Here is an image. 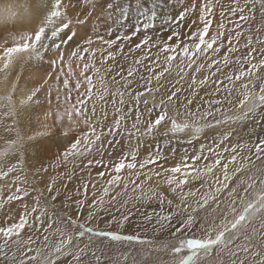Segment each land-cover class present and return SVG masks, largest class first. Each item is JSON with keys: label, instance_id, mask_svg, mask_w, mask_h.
I'll return each instance as SVG.
<instances>
[{"label": "snow or ice", "instance_id": "6c2138e0", "mask_svg": "<svg viewBox=\"0 0 264 264\" xmlns=\"http://www.w3.org/2000/svg\"><path fill=\"white\" fill-rule=\"evenodd\" d=\"M48 2L39 0L41 5ZM85 2L92 6L93 12L99 7L102 13L92 21L91 34L80 37L76 32L66 31L69 21L63 0H54L45 25L18 38L11 37V46L8 42L0 43V72L7 73L14 62L46 63L50 69L47 77L57 82L58 101H61L59 82L63 77L62 88L67 94L62 99L63 111L57 112L56 120L63 125L67 145L57 160L79 159L81 175L87 172L90 177L74 196L67 197L69 202L63 204L64 211L55 219L47 208L48 197L54 207V202L63 195L55 181L46 185L47 196L39 191L32 199H29L30 194L36 189L27 187V180L23 182L25 186L16 185L14 191L9 186L6 199L0 197V209H3L0 212V264H60L66 257H71L68 264H126L129 253L107 257L104 248L98 249L97 244L103 245L107 240L108 246L155 245L158 235L165 232L169 240L175 241L157 246V251L170 253L167 264H201V254L216 250L224 257L219 264H264V167L255 168L252 159L254 156L255 160L264 161V136L258 135L255 142L247 144H231L221 151V145L231 136L230 132H225L218 142L214 139L207 148L200 144L196 155L184 156L183 162L175 166H165L168 163L165 152L172 144L169 136L190 137L186 142L191 144L213 124L245 121L264 108V75L261 74L264 72V38L241 31L243 22H251V17L245 13L252 12L257 5L264 18V0H244L243 4L233 0L227 11L219 12V22H216L217 8L224 7L219 0ZM92 15L90 13L88 22ZM226 16L232 18V27L224 23ZM158 20L161 21L159 32ZM101 27L105 29L104 34L99 31ZM245 36L241 50L240 41ZM94 43L99 47H93ZM73 44L75 47L67 55L68 46ZM126 47L129 54L140 52L142 55L133 60L135 67L130 65L125 74L122 67L117 70L115 64L107 62L125 55ZM66 55L69 69L73 59L78 66L82 65L78 76L71 71L64 72ZM141 67L147 76L141 75L137 80L136 73ZM229 67H234L235 71L225 73L223 70ZM173 71L178 77L177 85L186 76L191 77L190 95L181 97L183 88L176 86L174 90L161 91V79ZM197 74L202 78L197 79ZM69 77L75 78L74 88ZM50 79H45L44 83H50ZM210 82L214 91L200 96L198 89L204 90ZM73 91L77 93L74 103ZM31 98V94L27 95L18 103L24 104ZM89 102L91 113L86 110ZM109 104L114 116L105 128ZM0 105L7 107L0 115L13 114L10 95L0 97ZM98 105L102 115H97ZM261 119L264 120V115ZM81 123L88 128L87 132L80 131ZM77 132L80 134L76 135ZM158 136L165 138L163 147L159 142L154 149L149 145L147 154L138 159L143 140H156ZM133 138L137 141L135 146L131 144ZM24 140L17 130L15 139L9 143L22 149ZM117 146L121 154L109 163L105 155L111 159ZM245 149L248 155L241 156L238 150ZM172 152L175 153V148ZM226 153L230 155L225 157ZM212 157L214 159H210ZM201 159L206 163L197 167ZM221 166L222 176H215L206 188L201 184L204 189L201 194L198 195V189L184 191L190 180L214 175L213 170ZM16 168L14 165L7 172L0 171V177H7ZM93 168L99 169L94 176ZM123 170H129L128 177H122ZM44 171L46 174L47 169ZM153 177L157 180L155 186H151ZM118 188L120 191H116ZM90 189L93 190L91 195ZM225 194L228 203L220 211V222L203 223L200 213H207L212 205L220 209L221 197ZM131 201L158 204V210L142 214L145 226H152V239L139 232H126L133 217V212L127 208ZM257 222L259 229L254 227ZM197 224H201L202 234L199 237L188 235ZM41 235V246L33 247L38 242L34 236ZM96 238H100L99 241Z\"/></svg>", "mask_w": 264, "mask_h": 264}, {"label": "rangeland", "instance_id": "374dc122", "mask_svg": "<svg viewBox=\"0 0 264 264\" xmlns=\"http://www.w3.org/2000/svg\"><path fill=\"white\" fill-rule=\"evenodd\" d=\"M49 1H50V4L51 2L54 3V0H49ZM109 2H111V0H109ZM130 2L134 4L135 0H130ZM239 2L243 4L244 0H239ZM219 3L222 4L224 7L223 9H221L218 6L217 13H216V22L220 21L219 12L221 10L227 11L229 5L233 3V0H219ZM63 10H65V16L67 20L69 21V23L71 24L73 28L72 29L73 32H77L80 37L87 35L88 32L89 34H91L92 21H95L98 16L102 15V13L99 11V7H97L95 12H93L92 6L88 5L85 2V0H63ZM90 13H93V15H92V19L88 22V17ZM245 14L251 17V22H248V21L243 22L241 31L246 34L250 33L254 37L256 35H260L261 38H264V30L260 31L259 33L257 32L258 29H264V18H262L261 16L259 5H257L256 9L253 10L252 12L245 13ZM224 23L226 24L227 27L233 26L231 17L226 16L224 18ZM160 25H161V21L158 20L157 21V32H159ZM24 27H26V25L20 24V27L16 29L12 27V25H10V28H9L10 32L8 31L9 29L4 28V27H3L4 29L2 28L4 31L0 29V32L5 33L6 36H8L9 34L8 37H10L8 38L4 35L3 38L4 39L6 38V39L3 42H6L7 39L11 40V37L13 36L18 38L21 34L30 33L33 31L28 28L24 29ZM6 29L7 31L5 32ZM14 31H17L18 33L14 35L13 34ZM66 31H68V29H66ZM99 31L101 32V34H104L105 29L101 27ZM151 34L152 33L150 31L149 35ZM77 39L79 40V38ZM93 39H94V36H93ZM10 40H8L7 42H9ZM245 42H246V36L244 39L240 41L241 50H243V44ZM74 47H75L74 44L68 46L67 55L71 54V51ZM97 54H98L97 55V66L99 67L100 66L99 53ZM222 54L223 53H221V55ZM140 55H142V53L140 52L129 54L127 52V47H126L125 55L118 56L116 61H108L107 64L109 65L115 64L117 66V70H119L122 67L126 74L127 68L130 65L135 67V65L133 64V60ZM65 64H66L64 65L65 73H68L69 71H71L75 73V76L79 75L82 65L78 66L77 63L75 62V59L74 61L71 62V66L72 65L73 66L70 67V69H69L67 61ZM145 64H147V61L145 62ZM214 70L215 69H213V71ZM44 71L47 72V71H50V69L48 68L46 63L40 62L39 64L40 74L39 76H35L33 78L36 80L37 84L34 83L31 85V87L34 89L33 92L31 93L32 98L29 100V102H27L26 104H24V106H22V109L27 112H24V115L22 116L20 114L17 115V113L16 114L13 113L10 116L0 115V171L7 172L9 168L13 167L14 165L17 166L16 171L9 173L7 177H0V197H3L6 199V196L9 194V186H12L11 190L14 191L16 185H19L22 187L25 186L23 183L25 180L28 181L27 187L31 188L32 186H35V189H36V191L31 192L29 199L34 198L39 191H43L45 196H47L46 185L48 183L55 181L59 191L63 193V195H61L54 202V207H53V202L51 201L50 197H48L47 208H48L49 214L52 215L53 218L55 219L58 217L60 213L64 211L63 204L69 202L67 200V197L74 196L77 192V189H81L83 182L85 180L90 179V177L87 172H84V174L81 175L82 165L80 164L79 159L75 161L69 160L68 162H64L63 160H59V161L57 160V157L62 155L63 150L67 145V141L64 140L65 135L62 134L64 133L63 125L61 122L56 120V114L58 111L59 112L63 111L62 99H63V96L66 95L67 93L64 92L62 88V84H63V77H62L59 82L61 86V101H58L57 100V83L55 79L51 78L50 83H47L46 85V83H44L43 81L45 79H49V77L46 76L45 74L46 72ZM223 71H225V73L227 71H235V68L229 67L227 69H224ZM21 72H23V69ZM21 72L19 71L18 74H21ZM206 72H207V69L205 68V73ZM88 74L92 75L91 72H89ZM261 74L264 75V72H262ZM114 75H115V72H112L111 76H114ZM141 75L145 77L147 76V73L144 71L143 67H141L136 73L137 80H139V77ZM111 76H108L107 79L110 80ZM41 78H44V79H41ZM69 78L70 79L73 78L72 86L74 88L75 78L74 77H69ZM201 78H202V75L197 74V79H201ZM217 78H220V77L218 76ZM177 79L178 77L176 76L175 71L169 74H166L165 77H163L160 81V84L162 85L161 91L164 92V91L174 90V86H176V87L183 88V91L181 92V97H183L185 94L190 95L191 91L188 88V85L191 83V77L186 76L185 79L181 81L180 84L178 85L176 84ZM153 83L155 85V81ZM49 88H53L55 91L51 89V92H50ZM134 88H138V85H134ZM81 91H84V89L82 88ZM212 91H214V86L211 84V82L209 83V85L205 86L204 90L198 89L199 95L202 97L207 96V94ZM35 94H36V97H35ZM71 95H72V101L74 103L77 93L73 91ZM0 97H4V96L0 95ZM107 99L110 101L111 97H108ZM196 103H199V100H197ZM58 104L60 105L59 108L57 107ZM42 106H45L44 108H47L49 112L52 113V117L50 119L51 131L43 130L42 132H44L45 134L41 136V135H36L37 133H40V130H38V128H34L31 131V133L28 132V128L32 127V124L31 122H28L29 120L27 121V124H26L25 117L28 118V116L32 115L35 112L36 108H39V110L37 111H39L40 116L37 117V119L41 118L42 117V110H41ZM91 108H92V104L91 102H89L86 110L89 113H91ZM52 109L53 111H51ZM193 109H194V106H193ZM2 111H7V107L0 105V112ZM107 111H108V118H107L106 124L104 125L105 128L107 127V124H110L112 122V117L114 116V113L111 110L110 104H109ZM97 115H102V112L99 109V105L97 106ZM262 115H264V108L258 110L256 114L250 116L249 119L245 121H241L237 123H229V124H220V125L213 124L211 128L206 129L203 132V134L191 144L186 142L188 139H190V137H185L182 135H178L175 137L169 136L168 139L172 140V144L171 146L168 147V149L165 152V156L167 157V160H168V163L165 166L166 167L175 166L176 163L183 162L184 156L191 157L193 155H196L200 150V144H204L205 147L207 148L209 145L213 144L214 139L218 142L221 135L225 132H230L231 136L229 137V140L225 145H221V151L223 150L224 147H230L231 144H239V143L247 144L249 141L255 142L257 140L258 135L264 136V131L261 130L262 128H264V120L261 119ZM133 118H134V114H133ZM21 119L24 122L21 121ZM52 120H54V122H52ZM18 121L19 122L21 121L20 122L21 124L28 125L25 133L21 131L20 129L21 127L19 126ZM64 123L65 125H67L68 123L66 118L64 119ZM128 126L129 127L131 126V121L128 122ZM40 128L41 127H39V129ZM17 130H19L20 134L23 137H25L24 143L22 145V149H16L9 143L11 140L15 139ZM97 130H100L99 126ZM80 131L87 132L88 128L84 126L83 123H81ZM79 134L80 132L76 133V135H79ZM45 137H48L47 145L44 144L46 140ZM117 139H120V137H117ZM164 139L165 138L163 136H158L156 140L145 138L142 142L143 147H141L140 149V155L138 159H142L147 154V149L149 145H152L154 149V145L159 142L161 144V147H163ZM41 140L44 143L40 145L39 142H41ZM104 142L106 143V141ZM127 143H128L127 137H125V151H127ZM136 143L137 141L135 140V138H133L131 141L132 146H135ZM54 144L57 146H55ZM44 146H48L49 151L48 149H46V147L44 151L43 149ZM173 148H175L174 154L172 152ZM108 151L111 152L112 149H108ZM238 151H240L241 156L248 155V152L246 149L238 150ZM120 154L121 153L119 152V146H117L116 154L113 155L111 159H109V157L105 155V159L108 160L109 163H112L119 157ZM228 155H230V153H226L225 157H227ZM52 157H54V160L51 159ZM21 159H23L22 164H21ZM210 159H214V157ZM252 159L255 163V168L264 167V161H257L255 160L254 156L252 157ZM189 163H191L190 159H189ZM204 163H206V161L201 159L196 166L200 167ZM53 165H55V167ZM74 165H79V166L74 167ZM45 168L47 169L46 174L44 171ZM255 168L252 169V174L255 173ZM97 170L99 169L98 168L92 169V176L95 175V171ZM144 171L147 172L148 169L146 168ZM213 172H214V175L212 174L205 175L201 179L196 180V181L190 180L189 184L185 186L184 191H189L190 189H193V190L198 189L200 190L198 195L201 194L204 191V189L201 188V184H204L206 188L209 184L213 182L215 176H222V166L219 169H214ZM121 175L122 177H128L129 170H123ZM17 177L19 179H17ZM69 177H71V179H69ZM132 178L137 179L136 177H132ZM99 183L102 184L103 181H100ZM156 183H157V180L155 177H153L151 186H155ZM147 186L149 185L146 184V187ZM129 188H131V184L129 185ZM65 189H67V191H65ZM92 191L93 190L90 189L89 195H91ZM116 191H120V189L118 188L116 189ZM221 201L222 203L220 205V209H216V205H212V208H209L207 213L205 212L200 213V217L203 223L211 225L213 223V220H215L217 224L220 222V219L222 218L220 216V211L224 209L225 205L228 203V200L226 199V194L225 196L221 197ZM43 203L44 202L42 201V204ZM133 205H135V207ZM127 208L133 212V217L131 218V223L126 229V232H131V233L139 232L142 235H146L148 239H152V236H153L152 226L151 225L145 226V224L143 223L142 214L152 211L153 209L158 210V204L155 201L151 203H147L143 201H131L127 205ZM213 209H216V211L214 212ZM2 211L3 209H0V212ZM229 218H231L230 214H229ZM254 227L259 229L260 227L259 222H257L254 225ZM202 231L203 229L201 227V224H197V227L195 229L190 230L188 235L199 237L202 234ZM34 239H37L38 242L35 245H33V247H40L41 241H42V235L39 238L34 236ZM96 239L97 241H99L100 238H96ZM163 242L175 243V241H171L168 239V234L167 232H165V233H161L158 235L157 243L155 245H141L137 243H133L129 245L125 243L123 245L112 244L111 246H108V241L104 240L103 245H100L99 243L97 244V248L99 249L103 247L105 255L107 257H113V258L117 257L118 255L122 253H129L126 264H167V261L171 258L170 253L163 251V250L157 251V246ZM238 242L239 241H237V243ZM120 258L123 259L122 256ZM223 258L224 257H222L219 254V250L212 251L208 255L201 254V264H219L220 260ZM69 260H71V257L62 258V261L60 262V264H68Z\"/></svg>", "mask_w": 264, "mask_h": 264}, {"label": "bare ground", "instance_id": "6f19581e", "mask_svg": "<svg viewBox=\"0 0 264 264\" xmlns=\"http://www.w3.org/2000/svg\"><path fill=\"white\" fill-rule=\"evenodd\" d=\"M50 10H51L50 1L45 5H41L39 3V0H0V19H2V20H0V29L1 30H3L4 28L9 29L10 25H12V27L17 29L20 27V24H23V25H26V27H24V29L28 28L31 30H35L38 27L46 24L47 15H48ZM7 29L5 30V32L7 31ZM72 29L73 28H72L71 24L69 23L68 31L70 30L73 32ZM8 31L10 32V29ZM17 33H18L17 31L13 32L14 35ZM4 35L6 36L5 33L0 32V42L1 43L6 39V38L5 39L3 38ZM8 36H9V34H8ZM8 36H6V37H8ZM8 38H10V37H8ZM8 40H10V39H7L6 42ZM8 44H10L9 46H11V40L8 42ZM93 47H99V45L94 43ZM66 61H67V59H66ZM73 61H74V59H73ZM39 64H40V62H36V61H29L26 63H15L14 62L13 66L11 67V69L7 73L0 72V95H3L4 97H6V95L11 96V98L13 100V113L14 114L17 113V115L20 114L22 116V115H24V112H27V111H24L22 109V106H24V104L29 102V100L24 104H19L18 102L20 99H25L27 95H30L33 92L34 89L31 87V85L36 83V80L33 78L35 76H39V74H40L39 73ZM22 69H23V72H21ZM19 71L21 72V74H18ZM44 72H46V71H44ZM43 76H44V74H43ZM41 79H44V78H41ZM41 79H40V81H41ZM71 79L73 81V78H71ZM51 89H53V88H51ZM45 90H46V88H45ZM35 97H36V94H35ZM51 103H52V101H51ZM44 107L45 106H42V109H41L42 110V117L41 118L37 119V117L40 116L39 111H37V110H39V108H36L35 112L34 113L32 112L33 114L28 116V118L25 117L26 124H27L28 120H29L28 122H31V124H32V127L28 128L29 133H31V131L34 128H38V130H40V132H42L43 130H50L51 131L50 119L52 117V113H50L49 110L47 108H44ZM51 111H53V109ZM21 121H23V120L21 119ZM20 122L18 121L19 126L21 127L20 129H21V131H23L25 133L28 125L21 124ZM52 122H54V120H52ZM39 127H41V128L39 129ZM62 134H64V133H62ZM45 138H46L45 143L41 140V142H39L40 145L42 143H44L45 145L48 144V141H47L48 137H45ZM55 146H57V145H55ZM45 147H46V149H48V146H44L43 147L44 151H45ZM51 147H53V146H51ZM48 151H49V149H48ZM43 158H44V156H43ZM51 159L54 160V157H52Z\"/></svg>", "mask_w": 264, "mask_h": 264}]
</instances>
